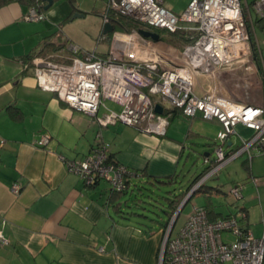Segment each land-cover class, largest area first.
Segmentation results:
<instances>
[{"label": "built area", "instance_id": "2783aa9c", "mask_svg": "<svg viewBox=\"0 0 264 264\" xmlns=\"http://www.w3.org/2000/svg\"><path fill=\"white\" fill-rule=\"evenodd\" d=\"M35 1L43 4L42 0ZM164 1L106 0L103 22H109V13L113 11L144 25L146 29L142 30L195 35V42L183 47L181 66L167 67V59L153 41L132 31L114 33L105 55L69 44L60 52L35 55L23 69L33 74L39 89L54 94L71 110L94 117L102 127L123 124L145 135L165 137L172 114L165 115V108L152 100L153 95H159L170 109L178 110L186 118L192 120L200 115L205 121L218 122L222 127L217 134L219 142L214 143L212 154L203 160L210 169L194 185L192 190H197L241 155L251 159L264 153V89L253 82L249 92L254 93L256 104L239 103L212 90L197 95L194 75L215 79L226 68L243 66L264 83V65L261 55L258 59L253 56L254 38L249 30L253 20L246 0H190L179 16L166 10ZM253 11L256 19L264 18V0H255ZM22 19L39 23L46 16L30 6ZM105 100L119 106L120 112L107 109ZM157 105L163 109L161 115L155 112ZM101 108L106 113L98 117ZM238 125L252 131V135L247 140L240 139L241 144L229 151L228 139L235 135ZM48 143L47 135H37L36 146L46 147ZM110 161L114 160L109 145L98 137L85 158L67 162L66 166L86 187L96 180L104 181L120 192L127 170ZM242 189L235 185L228 194L240 201ZM20 190L18 183L10 188L13 195ZM238 212L239 215L209 220L204 209H193L176 237L165 236L158 264H264V223L260 237H255L241 226V220L246 218L244 209ZM8 245L0 231V247Z\"/></svg>", "mask_w": 264, "mask_h": 264}, {"label": "crops", "instance_id": "0c3cea01", "mask_svg": "<svg viewBox=\"0 0 264 264\" xmlns=\"http://www.w3.org/2000/svg\"><path fill=\"white\" fill-rule=\"evenodd\" d=\"M54 6L55 2L52 10L45 12L46 20L39 23L23 21L29 7L18 0L0 7V143L4 142L0 146V231L9 242L0 247V264H158L167 229L151 224L144 231L133 221L118 219L109 204L111 187L105 188L104 181L85 187L66 166L67 162L85 158L98 137L104 141V131L92 118L39 89L33 74L23 69L24 56L45 44L52 53L57 47L64 50L74 44L50 27L54 24L59 30L72 14L69 11L62 16ZM27 24L38 29L28 32ZM223 74L208 79L207 91L248 104L244 96L253 82H259L258 77L233 72L231 67ZM227 78L237 81L236 85L232 81L237 94L223 83ZM179 116V112L172 114L170 122ZM196 119H201L200 115L192 121ZM111 128L109 133L115 140L108 145L114 162L127 171L150 177L165 178L179 172V181V167L189 159V153L185 154L187 148L190 150L189 134L183 139L170 125L165 137L145 135L123 124ZM38 134L49 137L46 147L35 145ZM235 135L237 141L233 136L228 139L229 151L241 144L240 139H249L252 131L238 125ZM242 159L249 171L250 161L245 156ZM135 181L137 178L131 182ZM16 183L21 190L13 195L10 188ZM178 184L175 186L182 188ZM215 195L220 194L211 197ZM210 209L220 217L233 215Z\"/></svg>", "mask_w": 264, "mask_h": 264}, {"label": "rangeland", "instance_id": "374dc122", "mask_svg": "<svg viewBox=\"0 0 264 264\" xmlns=\"http://www.w3.org/2000/svg\"><path fill=\"white\" fill-rule=\"evenodd\" d=\"M246 1L248 3L247 9L250 11L253 20L252 25L249 23V30L252 37L254 38V53L257 49V55L258 57L261 55V63L264 65V21L255 23L256 17L253 11V2L255 0ZM54 2V7L60 9L62 16L68 15L69 11H71L72 14H69L68 20L59 28V30L54 24L50 27H54L53 29L57 30L59 32L58 34L64 39H71L76 46L83 50L91 52L96 51L99 54H104L106 51H109L111 43L113 42V36L110 37L109 42L102 37L106 36L103 35V17L106 14V0H55ZM189 2L190 0H165L163 7L174 15L179 16L186 9ZM242 2H245V0H242ZM42 3L45 7L46 3ZM63 7H69V10H64ZM77 13L79 17L74 18V15ZM27 26L28 32H34L38 29V27L34 26L33 24H27ZM155 33H157L160 38L157 42L153 41V44L160 54L163 55L165 59H167V67L181 66L183 64L181 56L183 53V47L186 46L187 43L179 44L178 42L174 41L175 39L173 35L162 30L155 31ZM254 53L253 56H255ZM242 67H237V70L232 69V71L237 73H241L243 71L246 73L244 70L245 67ZM219 74L224 76L222 72ZM234 79L237 80V78ZM209 81L210 80L206 79L202 75H194L195 93L197 95H201L206 92ZM232 81L233 80L230 78H227V81L225 82L224 80L223 83H225L227 87L231 86L237 94V88L235 87L237 81H233L235 85H232ZM259 82L257 81L258 85ZM262 84L264 83L260 82V87L264 89V85ZM261 95H264V91H261ZM151 98L153 101L159 103L163 108H170L169 104L163 102L159 95H153ZM244 98L251 104L257 103V99L253 92H249L244 96ZM103 104L107 109L112 111L120 112L121 110L119 106L112 104L107 100H105ZM105 113L106 110L101 108L99 110L98 117H103ZM182 116H179L177 119L175 118L173 121L169 122V124L170 129L175 131L177 136H181L184 139L188 134L190 135V138L187 139V145L190 147V150L187 148L185 152V154L189 153V159L185 165H180V169L178 168L180 173H182L178 182L181 187H184L187 185L188 180L204 172L206 168V165L203 163L204 155L208 153L212 154L211 147L214 145V143L219 142L217 139V134L222 130V127L218 124H214L213 122L205 121L203 119H196L192 121L191 119ZM94 122L98 128L105 133V136L103 137L104 141L102 142L106 144H113V141L115 140H113V138L115 136L109 133L112 130L111 126L102 127L97 124L95 120ZM105 130H107L108 133ZM232 136L235 137L234 141H237L238 137L236 135ZM243 157L244 155H241L235 160L229 162L226 164V166L221 168L213 178L206 180L204 183L205 186L218 188L221 194L210 197V200L205 199L201 194H196L194 197H192L186 206L182 208L177 219L175 220L170 231L171 238L177 236L192 210L200 207L213 208L215 211L221 212L223 215H227L228 213L239 215L238 210L240 208L246 209L244 211L247 218L241 220V226H246L249 228L255 237H260L262 223H264V153L255 154L251 159L247 158V160L250 161L249 171L247 170L246 165H243ZM102 185H104V187L107 189L110 187L105 183ZM235 185H241L243 187V199L240 201H236L228 194L230 188ZM163 218L164 221L167 220V217L163 216ZM172 219L173 217L171 220ZM171 220L168 222V230Z\"/></svg>", "mask_w": 264, "mask_h": 264}, {"label": "trees", "instance_id": "16d2710c", "mask_svg": "<svg viewBox=\"0 0 264 264\" xmlns=\"http://www.w3.org/2000/svg\"><path fill=\"white\" fill-rule=\"evenodd\" d=\"M13 0H0V7L6 3H9ZM21 3L26 4L28 7L34 6L38 9V11L44 12V4L40 5L35 0H18ZM70 2V1H69ZM109 24L113 26V33L108 34L106 36H102L104 39L110 40V37L118 32V33H126L129 34L132 31H140L144 28V25L122 15H119L116 12L111 11L109 13ZM264 21L262 19H256L255 23H259ZM158 31V30H157ZM174 36V41L179 44H193L197 37L193 34L177 31L175 33H169ZM60 38L61 35L58 34ZM193 36V37H192ZM46 45V46H45ZM44 45L39 51H35L24 56L21 60V64L23 66L30 63L32 58L35 55H44L46 53H51L52 51H47L50 47L47 44ZM62 47H57L54 49L55 52L61 50ZM53 50V47H51ZM253 51L254 47H253ZM257 51V49H256ZM255 54V53H254ZM256 59H258V55L255 54ZM179 111L176 109H165L164 114H174ZM180 113V112H179ZM112 157V156H111ZM112 163H116L114 161H110ZM210 167H206L204 172L194 178L188 180L187 185L182 188H177L175 185L178 182L177 174H174L170 177L158 178V177H150L146 174H138L130 171H126L124 174V189L120 192L110 188V194L108 196L110 203L112 205V210L115 213V216L123 221H133L137 223L143 230L149 228L151 224H158L162 230L166 231L168 227V222L173 217L174 213L180 206L181 202L185 198L186 195L191 192L194 185L209 171ZM137 178V181L131 182ZM98 182L97 180L88 188L96 186ZM175 184V185H174ZM180 185V184H179ZM86 187V185H84ZM221 194L218 188L207 187L203 184L194 195L201 194L205 199L210 200L212 194ZM207 212L209 220H216V218H224L218 216L219 214L213 212L208 207H200ZM245 210V209H244ZM163 216L167 217V220L164 221ZM231 215H227L225 217H229Z\"/></svg>", "mask_w": 264, "mask_h": 264}, {"label": "water", "instance_id": "95a60500", "mask_svg": "<svg viewBox=\"0 0 264 264\" xmlns=\"http://www.w3.org/2000/svg\"><path fill=\"white\" fill-rule=\"evenodd\" d=\"M42 2H44V3H46V5H45V7L43 8V11L44 12H47V11H49L50 9H51V7L53 6V2H54V0H42ZM76 17H79V15H78V13L76 14V15H74V18H76ZM113 31H114V29H113V26L111 25V24H109V22L108 23H105L104 24V26H103V35H108V34H111V33H113ZM139 32V34L142 36V37H144V38H146V39H150V40H152V41H154V42H157V41H159V35L158 34H156V33H153V32H150V31H146V30H140V31H138ZM155 112H156V114H158V115H161L162 113H163V109H162V107H160V106H155ZM88 116V115H87ZM88 117H90V118H94V117H92V116H88ZM194 190H192L184 199H183V201L181 202V204H180V206L178 207V209H177V211H176V213L174 214V217H173V219H172V221H171V223H170V226H169V230H168V234H167V236H166V238H168L169 237V234H170V231H171V229H172V226H173V224H174V222H175V220L177 219V217H178V215H179V213H180V211L182 210V208L186 205V203L189 201V199L192 197V195L194 194Z\"/></svg>", "mask_w": 264, "mask_h": 264}, {"label": "bare ground", "instance_id": "6f19581e", "mask_svg": "<svg viewBox=\"0 0 264 264\" xmlns=\"http://www.w3.org/2000/svg\"><path fill=\"white\" fill-rule=\"evenodd\" d=\"M84 185V184H83ZM193 189V188H192ZM198 190V189H197ZM197 190H194L195 192L197 191ZM192 191V190H191ZM167 234H168V229H167V231H166V233H165V236H167ZM170 236H171V233H170ZM169 236V237H170ZM165 238V237H164Z\"/></svg>", "mask_w": 264, "mask_h": 264}, {"label": "flooded vegetation", "instance_id": "af4514ba", "mask_svg": "<svg viewBox=\"0 0 264 264\" xmlns=\"http://www.w3.org/2000/svg\"><path fill=\"white\" fill-rule=\"evenodd\" d=\"M94 119V118H93ZM95 120V119H94Z\"/></svg>", "mask_w": 264, "mask_h": 264}]
</instances>
